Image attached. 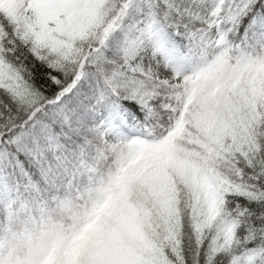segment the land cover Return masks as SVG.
Here are the masks:
<instances>
[{
	"label": "snow or ice",
	"instance_id": "6c2138e0",
	"mask_svg": "<svg viewBox=\"0 0 264 264\" xmlns=\"http://www.w3.org/2000/svg\"><path fill=\"white\" fill-rule=\"evenodd\" d=\"M0 264H264V0H0Z\"/></svg>",
	"mask_w": 264,
	"mask_h": 264
}]
</instances>
